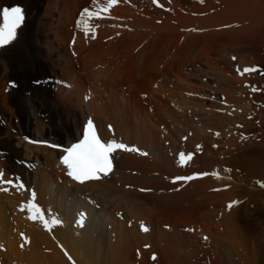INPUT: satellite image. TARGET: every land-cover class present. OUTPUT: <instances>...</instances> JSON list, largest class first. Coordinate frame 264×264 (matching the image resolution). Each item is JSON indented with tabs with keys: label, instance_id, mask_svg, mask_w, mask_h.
<instances>
[{
	"label": "bare ground",
	"instance_id": "bare-ground-1",
	"mask_svg": "<svg viewBox=\"0 0 264 264\" xmlns=\"http://www.w3.org/2000/svg\"><path fill=\"white\" fill-rule=\"evenodd\" d=\"M4 5L20 7L25 20L16 38L0 47V173L13 182L0 183V264H186L192 237L184 229H212L200 209L207 202L234 204L242 185L232 187L233 173L221 167L218 153L195 149L200 129L187 112L200 109V102L170 89V72L203 56L212 60L205 75L221 76L230 88L246 83L249 78L229 77L211 52L219 46L230 55L231 47L238 55L249 52L237 62L229 59V68L245 69L254 62L252 53L264 57V0H0V10ZM83 9L99 16L90 31L76 27ZM195 86L189 88L198 95ZM232 111L235 117L216 116V129L219 122L239 121L240 110ZM89 118L106 140L140 152H113L107 175L80 183L67 174L64 152L41 143L69 147L80 141ZM190 129L195 136L187 140ZM214 168L217 179L205 174ZM202 174L205 179L174 182ZM177 187L184 189L169 193ZM252 188L250 200L260 206L238 207L222 226L244 234L252 260L264 264V190ZM34 205L45 219L62 223L46 228L31 219Z\"/></svg>",
	"mask_w": 264,
	"mask_h": 264
},
{
	"label": "rangeland",
	"instance_id": "rangeland-1",
	"mask_svg": "<svg viewBox=\"0 0 264 264\" xmlns=\"http://www.w3.org/2000/svg\"><path fill=\"white\" fill-rule=\"evenodd\" d=\"M4 6L2 7V9L7 7L6 5H4ZM83 11H84V9L81 11V14L83 13ZM89 11H90V13H93V11H91V10H89ZM94 14H95V12H94ZM86 19H88L86 16H84L83 18H80L77 21L76 27L86 29V25H90V22H92V21L95 22V20L97 18H95V20L93 18L91 20H89V19L86 20ZM80 20H83V21H80ZM79 21L83 22V23H78ZM81 25H83V26H81ZM71 28H72V30H74L73 26L70 27V29ZM239 47H240V45H239ZM223 48H225V47L219 46L214 51L211 52L213 59L215 57L217 58V59H215L216 61L218 59L220 61L219 57L221 56V61L220 62L218 61V63L220 64V68H222V70L229 69L228 75L229 74L232 75L231 77H237L238 76L237 78H240L241 80H244L245 78L246 79L249 78L250 79V80L248 79L249 81L247 80L246 83H244V84L242 83V85H241V83L235 84L233 82V84H232L233 87L231 86V88H230L226 84L222 83L223 78L221 76H218L217 74H212V75L206 74L205 75L203 72L208 71V70L210 71V69H209L210 65L209 64L212 60L208 61L207 59H204L203 56L201 58L200 57L195 58L196 62L188 63L185 66L177 67L178 70H176V72L174 70L173 74H172V72H170L171 76H169V79H170L169 82H171V84H169L170 89L172 87V90L175 91L176 94L180 93V95H183L185 97L190 96L189 98L192 97L193 101L197 100L198 102H200V109H196V110L194 109L193 111H192V109H190L187 112V117L189 118V116H191L190 120L193 119L191 121H194V122H192V124H194L196 127H198V129H200V143H198L196 145L197 147L195 149H197L199 147V149H197V150H200V155L206 154V152H208L210 154L218 153L221 156V158L219 156L217 159L216 158L215 159L222 161V162L225 161V163L223 162L224 164L222 163L221 167L228 169L230 172L233 173V176H231V179H233L232 187L236 189L238 186V189H239V187L242 185L240 187V190H239L240 195L239 194L237 195L239 197L236 196L235 197L236 201L235 200L233 201L234 204L232 203L229 205V203H226V204L222 203L223 204L222 205V204H210L207 202V204L203 205L204 207H202V209H200V210H203V209L206 210L204 217L202 219L204 220V222L209 224L210 227L212 225L213 226V227H211L212 229H210V230L205 229V228H203V226L201 224H200L201 228H199V229L198 228L196 229L194 227H190V228L186 227L187 229H184V231L187 234H189L190 237H192L190 240L191 244L187 245V248L185 251V257L186 258L188 257L186 264H255L254 261L252 260L253 258H252V244H251V242H249V245H248V243H247L248 240H246L247 238L243 237V236H245L244 234H242V233L236 234L234 231V227L225 226L223 228L222 224H224V216L232 214V212H234L238 207L240 208V207L246 206L248 209L250 208L249 210L254 211V209L257 207V205H259L260 200H256V201L252 202L251 200L253 198L251 197V195L248 192H249V190H251L252 187H254V188H252L253 190H258V189L259 190L261 189L262 191L264 190V186H262V185H264V147L262 149V144L264 142V119H263V116H264V80H263L264 79V64H263L264 63V57L252 53L251 57H252V60L254 59V62L250 63L249 66L245 68V69H249L250 71H245V69L241 68L240 66H237L238 64L235 65L234 68H229V65H228L229 59H231L233 61V59L236 58V60L234 59V61L237 62L238 57H240V56L243 57V56L249 55V52L243 51L242 53H239L240 55H238L236 51H232L234 48L231 47L230 48L231 50L230 49L229 50L231 51V53L233 52V54L230 55V54H226V52H228V49L225 48V50H223ZM222 57L224 58V60L222 59ZM197 70H199L200 73ZM179 73H182V74L180 75ZM176 74L180 75V77L183 78V79H181L182 81H180V79L176 77L177 76ZM195 74H197V75H195ZM230 75H229V77H230ZM194 76H195V78H194ZM197 76L201 80L197 79ZM206 76H209L210 78L207 79ZM185 79H186V81L188 79V81L186 82ZM171 80H173V82L175 80L176 81L173 84V82ZM203 81H205V82H203ZM51 83L58 84L59 82L57 80H55L54 78H52ZM180 83L183 84L184 86L180 85ZM187 83H188V85H190L191 83L194 84V85L191 84L192 87H194L195 85L198 86V87L195 86V87H197L196 90H198V92H199L198 95H194L192 93V90H191L192 87H190L191 85L188 86ZM203 83L206 84V87H202L201 84H203ZM54 86L55 85H53V87ZM199 86H200V88L201 87L202 88L200 89ZM185 87H187L188 89ZM184 88H185V90L186 89L187 90L185 91ZM181 90L183 91V93ZM189 92H191V93H189ZM229 96L231 98H233V97L237 98L236 103L232 102L233 99H231ZM88 99H90V97H88ZM238 99L240 101L242 99L243 105H241V104L239 105L237 103L239 101ZM234 103H235V106H234ZM237 109L240 110L239 116H241L242 119L240 118L239 121H237V123L235 121H233V123L229 122V121L227 123L224 122V126H222L223 123L219 122V126H220V128L221 127L223 128V129L221 128V130H223V131L215 128V126L217 125V120H218V119H216V116H218L219 118L225 117L226 115H227L226 117L230 116V118L235 117V113H233L232 110H234L236 112ZM179 111H180V113L185 112L183 109H179ZM241 111H243V112H241ZM210 116L211 117L213 116V118H211ZM209 118H211V119H209ZM175 125H176V127H174V128L176 129V132L178 133L179 130L181 131V129L177 123ZM175 125L173 124V126H175ZM248 125H250V126H248ZM187 127L188 126H186V129H187ZM220 132H221V134H220ZM186 133H188V134H186ZM185 134L187 136L185 135L184 137L186 139L189 137L187 139V140H189L190 138L193 137V135L195 136V131L190 129V131L189 130L186 131ZM190 136H192V137H190ZM214 138H215V141L213 140ZM186 139H185V142L187 141ZM209 139L210 140L212 139V142L208 141ZM205 141H207V142L205 143ZM205 145H207L208 147ZM210 148H211L212 152H210V150L209 151L207 150ZM197 150H195L196 152L195 151L191 152L190 153L191 155L189 154V156H191L192 159L194 158V154H195V156L197 154L199 155V152ZM233 159H234V161L228 162V161L233 160ZM226 161L228 163H226ZM26 166L29 167V164H26ZM217 168L216 169L214 168L211 172L205 173L206 175L208 174L207 177H209V175L212 173L211 174L212 177L210 175V177L212 179H217V177L219 178L220 176L216 175V174H218V173H216V171H218ZM205 174H202L201 177L199 175L193 176V177L198 176V178L194 179V180H198L199 178L205 179L206 178ZM203 177H205V178H203ZM194 180L186 181V182L190 183ZM179 182H182V181H179ZM175 183H178V182H175ZM234 184L236 185V187ZM249 184H252V186H250ZM227 187H230V185H228ZM227 187H225V188H227ZM183 189H184V187H177L175 189L169 190V193L177 194V193H180ZM214 190L216 191V189H213V191L212 190L211 191L214 192ZM217 190H219V189H217ZM173 191H175V193ZM241 191H245V192H242V194L244 193L243 196H241L242 195ZM140 193L145 194L144 191H142ZM243 197H244V199H243ZM237 198H238V201H237ZM241 198H242V200H241ZM88 200L90 201V199H88ZM90 202L93 203L92 201H90ZM190 208L191 207H189L187 205L186 211H188V210L190 211L191 210ZM209 211H210V214L212 211V214H214V215H210ZM215 214H217V215H215ZM212 216L213 217L215 216L216 219L215 218L211 219ZM166 227H167V230L170 229L169 225ZM262 229H263V227H261L259 230L262 231ZM259 230H257V231L260 232ZM263 233H264V231H263ZM238 235H240V236H238ZM241 236H242V238H239ZM243 238H244V240H242ZM239 241L240 242L243 241L244 246H242L243 244L240 243ZM239 244H242V245H239ZM245 244H247V245H245ZM245 246H246V248H245ZM249 247H251V248H249ZM59 248L62 249L61 247H59ZM246 249H248L247 252H245ZM249 250H250V252H249ZM244 253H249V254H244ZM190 259H192V260H190ZM69 264H76V263L72 259Z\"/></svg>",
	"mask_w": 264,
	"mask_h": 264
},
{
	"label": "snow or ice",
	"instance_id": "snow-or-ice-1",
	"mask_svg": "<svg viewBox=\"0 0 264 264\" xmlns=\"http://www.w3.org/2000/svg\"><path fill=\"white\" fill-rule=\"evenodd\" d=\"M114 2V0H112ZM106 9H101L104 11ZM82 16H86L89 20L92 18H99L94 13H90L88 9H85ZM24 20L23 10L20 7L4 8L0 10V46L11 43L16 38L17 29L22 25ZM83 23V22H78ZM88 31L91 30L90 25H86ZM235 59V58H234ZM245 71H250L245 69ZM117 150L124 151H138V149L130 148L123 143H117L116 141L104 142L96 134L94 126L91 121L85 128L83 139L66 149L67 155L62 159V163L69 169L68 175L77 182L84 183L88 180L100 178V174L107 175L112 170V163L110 156ZM184 154H181L183 159ZM190 158V157H189ZM194 177H175L174 182L184 180L188 181ZM0 183H6L11 185L13 182L10 180H4L3 174L0 173ZM264 186V185H262ZM35 193H33V197ZM30 211L35 213L31 219H39L46 228L49 224L55 226L62 223L58 218L50 217L45 219L43 210L38 206L31 207ZM81 220H83V214H81ZM51 230V229H49ZM147 231V228L143 229Z\"/></svg>",
	"mask_w": 264,
	"mask_h": 264
}]
</instances>
